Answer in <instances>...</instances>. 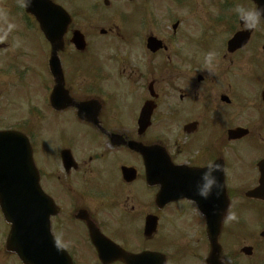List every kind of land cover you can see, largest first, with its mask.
Masks as SVG:
<instances>
[{
    "label": "flooded vegetation",
    "instance_id": "af4514ba",
    "mask_svg": "<svg viewBox=\"0 0 264 264\" xmlns=\"http://www.w3.org/2000/svg\"><path fill=\"white\" fill-rule=\"evenodd\" d=\"M49 1L70 17L61 36L46 10L0 0L16 25L0 43V130L14 128L11 113L22 99L18 126L32 145L41 189L55 204L54 238L72 264H100L91 233L132 253H160L166 264H206L209 257L215 264H264V199L250 195L264 160V21L245 31L235 14L255 4ZM4 23L0 17V28ZM239 31L248 40L229 51ZM210 52L214 75L202 70ZM57 62L69 107L62 89L51 103ZM238 127L246 133L229 139ZM208 160L223 166L214 174L222 185L224 175L225 216L223 190L207 201L194 196ZM230 211L237 221H227ZM8 254L0 243V255Z\"/></svg>",
    "mask_w": 264,
    "mask_h": 264
},
{
    "label": "water",
    "instance_id": "95a60500",
    "mask_svg": "<svg viewBox=\"0 0 264 264\" xmlns=\"http://www.w3.org/2000/svg\"><path fill=\"white\" fill-rule=\"evenodd\" d=\"M23 145H25L24 141H22L21 137H15L14 142H11L10 153L15 154V169H20L22 165L27 170L25 176L29 175L30 169L33 170L32 161L29 162V155L24 150ZM14 147V149H13ZM6 152L8 153L7 147L4 149L0 147V153ZM25 155L26 159H23L22 165L17 163L19 158H16V155L19 154ZM28 165L30 168H28ZM7 166H0V177L2 173L6 170ZM23 173L19 170L15 175V185L17 183L23 182ZM3 186V181L0 183ZM0 185V205L1 209L4 212V216L7 220L12 222V228L9 236V247L15 251L20 258L22 259L24 264H47L43 258L36 253L37 249L41 245L42 239L38 236V233H35L33 228H35L36 222L33 221L31 224L26 223L25 218L26 214L24 211L19 210L17 203L22 199L16 192V186L14 183H11V187L9 190L1 187ZM21 204L25 203V200L20 201ZM13 229V230H12ZM61 264H68L67 262H62Z\"/></svg>",
    "mask_w": 264,
    "mask_h": 264
},
{
    "label": "clouds",
    "instance_id": "9594fccd",
    "mask_svg": "<svg viewBox=\"0 0 264 264\" xmlns=\"http://www.w3.org/2000/svg\"><path fill=\"white\" fill-rule=\"evenodd\" d=\"M32 0H18V6L22 9H26L31 6ZM235 14L242 25V30L251 31L257 28L258 25L264 21V0H259V5L255 8H246L238 6L235 8ZM0 17L4 18L5 23L0 28V43L6 41L9 35L14 31L16 25L14 23L7 22L6 12L0 11ZM216 63L215 53H208L203 71L209 75H214V68ZM223 166L221 163H217L214 160H208L204 171L200 173L199 179L194 185V196L201 198L202 200H209L210 197L219 198L223 190V185L218 175L214 173H222ZM227 221H237L238 216L235 211L227 213Z\"/></svg>",
    "mask_w": 264,
    "mask_h": 264
},
{
    "label": "rangeland",
    "instance_id": "374dc122",
    "mask_svg": "<svg viewBox=\"0 0 264 264\" xmlns=\"http://www.w3.org/2000/svg\"><path fill=\"white\" fill-rule=\"evenodd\" d=\"M25 110V105L23 104V102H20L16 108L13 109L14 113L12 114V117H14V128L18 129L19 127L17 126L18 120L21 118V116L23 115ZM2 119L0 120L1 123ZM0 225L2 226V229L5 231V226L3 225V223L0 221ZM91 248L86 245L85 251H90ZM17 264V262H15Z\"/></svg>",
    "mask_w": 264,
    "mask_h": 264
}]
</instances>
